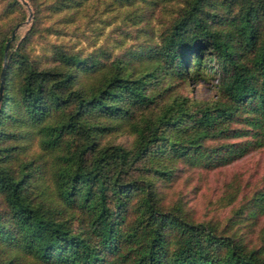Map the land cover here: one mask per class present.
Wrapping results in <instances>:
<instances>
[{
    "label": "trees",
    "instance_id": "16d2710c",
    "mask_svg": "<svg viewBox=\"0 0 264 264\" xmlns=\"http://www.w3.org/2000/svg\"><path fill=\"white\" fill-rule=\"evenodd\" d=\"M28 2L24 43L36 19ZM7 4L19 8L15 0ZM17 22L0 32V67ZM160 34L107 62L104 53L58 45L52 64L41 65L20 47L7 52L0 264H264L258 250L192 218L181 199L164 201L182 171L218 168L264 146V0H182ZM95 72V81L85 83ZM210 72L217 76L213 99L165 96V77L193 81ZM157 99V112L137 117L139 107ZM121 121L134 133L131 146L101 143ZM29 141L35 151L21 153ZM242 214H264V185L229 218Z\"/></svg>",
    "mask_w": 264,
    "mask_h": 264
},
{
    "label": "rangeland",
    "instance_id": "374dc122",
    "mask_svg": "<svg viewBox=\"0 0 264 264\" xmlns=\"http://www.w3.org/2000/svg\"><path fill=\"white\" fill-rule=\"evenodd\" d=\"M15 1L19 5L17 9L9 7L8 0H0V32L18 19L12 27L13 38L7 52L23 48L41 65L52 64L55 45L78 50L83 55L95 53L98 58L104 53L101 59L107 62L124 47L137 48L143 43L157 42L176 9L182 5V0H129L128 3L124 0H70L72 2L65 7L58 4L60 0H32L36 19L32 34L24 43L21 40L31 24L33 8L28 0ZM134 63L137 65V61ZM99 73L85 75L84 82L95 81ZM213 74L203 73L193 81L165 77L163 85H170L165 96L180 94L193 102L209 101L217 94V76ZM156 101L150 106L139 107L137 117L157 112L160 102ZM133 139L134 133L127 121H121L99 137L101 143L114 142L124 147L131 146ZM66 140L73 145L75 136L70 134ZM26 144L21 153L35 151L32 142ZM58 153L60 151L55 154ZM52 154H46L45 158L52 161ZM263 185L264 146L218 168L190 167L182 171L165 190L164 201L181 199L192 218L209 222L246 248L258 250L264 259V214L254 218L244 214L229 218L244 196Z\"/></svg>",
    "mask_w": 264,
    "mask_h": 264
},
{
    "label": "water",
    "instance_id": "95a60500",
    "mask_svg": "<svg viewBox=\"0 0 264 264\" xmlns=\"http://www.w3.org/2000/svg\"><path fill=\"white\" fill-rule=\"evenodd\" d=\"M13 30L11 31L10 35H9V39L5 42L4 47H3V53H2V64L0 67V96H1V84H2V74H3V69H4V62H5V58H6V52H7V48H8V44L10 42V40L13 38Z\"/></svg>",
    "mask_w": 264,
    "mask_h": 264
}]
</instances>
